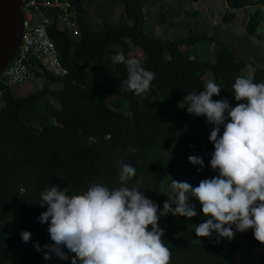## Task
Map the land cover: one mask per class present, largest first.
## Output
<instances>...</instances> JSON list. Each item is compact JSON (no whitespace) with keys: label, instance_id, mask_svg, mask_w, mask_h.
<instances>
[{"label":"trees","instance_id":"1","mask_svg":"<svg viewBox=\"0 0 264 264\" xmlns=\"http://www.w3.org/2000/svg\"><path fill=\"white\" fill-rule=\"evenodd\" d=\"M43 1L69 3L67 17L57 6L43 11L49 21L48 37L67 74L57 77L32 59L31 78L23 83H44L22 97L0 80V264H68L54 255L45 260L34 247L52 243L47 223L37 220L45 210L38 205L39 193L50 184L69 194H79L92 183L116 187L122 160L136 169L128 185L141 178L139 190H146L145 195L160 207L169 195L171 179L196 186L201 179L211 178L216 174L208 166L212 126L203 116L188 114L183 98L202 91V85L212 80L221 90L212 99H227L235 106L231 85L237 76L264 82V67L251 64L254 68L249 73L248 60L216 36L193 28L174 39L164 33L159 36L166 25L180 27L167 22L161 4L160 18L155 16L156 26L151 28L147 26L151 4L148 7L146 0L99 2L93 16L89 0ZM251 7L246 32L254 35L262 24L264 0H230L224 23L231 22L232 11ZM116 9L121 14L114 24ZM34 17L41 20L37 11ZM93 17L100 23L92 22ZM134 48L143 53L140 65L154 73L142 98L120 86L127 77L126 66L110 60L115 55L131 58ZM189 155L200 157L204 167L198 171L199 166L187 161ZM190 203L196 207L195 217L158 219L161 239L171 253L169 264H238L250 249L248 242L264 248L251 230L237 232L231 240L221 238L219 243L215 234L196 237L194 225L204 217L199 203ZM23 230L31 233L27 243L19 236ZM260 263L264 264V250Z\"/></svg>","mask_w":264,"mask_h":264},{"label":"clouds","instance_id":"2","mask_svg":"<svg viewBox=\"0 0 264 264\" xmlns=\"http://www.w3.org/2000/svg\"><path fill=\"white\" fill-rule=\"evenodd\" d=\"M114 65L123 63L127 77L120 86L133 95L147 94L154 73L135 58L110 57ZM202 91L187 93L182 103L188 114L210 124L208 141L212 152L208 166L216 173L196 186L171 179L162 206L150 200L135 184L129 186L136 169L118 161V186L109 188L92 183L79 194L50 184L39 193L37 220L47 223L50 244L34 245L43 259L52 255L68 264H169L170 250L161 239L158 219L171 215L191 219L200 205L203 221L194 225L196 237L231 240L237 232L251 230L264 245V82L237 76L231 85L235 106L227 99L213 100L220 86L212 80ZM222 127V131H221ZM187 161L204 167L203 160L189 155ZM150 226V227H149ZM20 239L27 243L31 233L23 230Z\"/></svg>","mask_w":264,"mask_h":264},{"label":"rangeland","instance_id":"3","mask_svg":"<svg viewBox=\"0 0 264 264\" xmlns=\"http://www.w3.org/2000/svg\"><path fill=\"white\" fill-rule=\"evenodd\" d=\"M106 0H89V10L93 16L94 8L99 2ZM150 11V20L147 26L154 27L155 16L159 13L160 4L163 6L165 17L168 23H179L180 27L175 30L173 27L166 25L162 27L161 33L168 38H178L179 36H186L191 28L200 32H205L208 35L216 36L221 42L232 50L237 56L245 58L249 62L248 72L253 71V66L264 67V14L261 19V25L257 28L254 35H248L246 32V23L249 14L254 11V7L232 11L234 17L230 23L225 24L223 18L228 11L230 0H199L192 2V0H146ZM187 11L190 14L185 13ZM197 13L194 17L193 14ZM121 14V9H116L112 23H117ZM160 18V15H157ZM92 22L100 23L93 17ZM197 24V26H195ZM155 28V27H154ZM151 31V30H150ZM155 33L154 30H152ZM162 36V37H163ZM131 58L141 61L144 56L141 50L133 49L130 54ZM252 64V65H251ZM43 80H32L25 83H20L11 87L12 93L18 97L25 96L37 91L43 85ZM110 102L109 99H107ZM248 253L239 258L238 264H261L260 258L264 248L257 247L252 242H248Z\"/></svg>","mask_w":264,"mask_h":264},{"label":"built area","instance_id":"4","mask_svg":"<svg viewBox=\"0 0 264 264\" xmlns=\"http://www.w3.org/2000/svg\"><path fill=\"white\" fill-rule=\"evenodd\" d=\"M23 35L21 43L10 65L2 73L0 80L7 85L23 83L31 78V60L37 59L43 67L57 77H64L67 71L61 66L55 46L49 39L46 25L49 23L44 16V8L57 6L67 17L69 3L61 4L43 0H22ZM41 15V20L34 17L35 12ZM62 17V19L64 18Z\"/></svg>","mask_w":264,"mask_h":264},{"label":"water","instance_id":"5","mask_svg":"<svg viewBox=\"0 0 264 264\" xmlns=\"http://www.w3.org/2000/svg\"><path fill=\"white\" fill-rule=\"evenodd\" d=\"M22 0H0V74L17 53L23 35Z\"/></svg>","mask_w":264,"mask_h":264}]
</instances>
